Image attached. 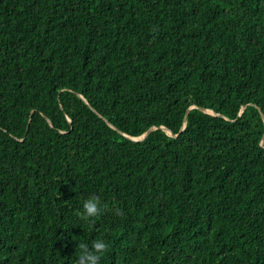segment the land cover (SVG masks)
<instances>
[{"label": "trees", "instance_id": "1", "mask_svg": "<svg viewBox=\"0 0 264 264\" xmlns=\"http://www.w3.org/2000/svg\"><path fill=\"white\" fill-rule=\"evenodd\" d=\"M97 239L264 264V0H0V264Z\"/></svg>", "mask_w": 264, "mask_h": 264}, {"label": "clouds", "instance_id": "2", "mask_svg": "<svg viewBox=\"0 0 264 264\" xmlns=\"http://www.w3.org/2000/svg\"><path fill=\"white\" fill-rule=\"evenodd\" d=\"M83 217L95 218L101 214L100 201L96 197H90L83 204ZM79 252H75L73 264H100L102 255L107 251L108 245L103 240L97 239L92 242L91 248L86 244H79Z\"/></svg>", "mask_w": 264, "mask_h": 264}, {"label": "water", "instance_id": "3", "mask_svg": "<svg viewBox=\"0 0 264 264\" xmlns=\"http://www.w3.org/2000/svg\"><path fill=\"white\" fill-rule=\"evenodd\" d=\"M164 129V128H163ZM151 129H149L146 133H144L142 136L138 137V138H135L133 140H141L143 139L149 132H150ZM169 133V132H168Z\"/></svg>", "mask_w": 264, "mask_h": 264}]
</instances>
